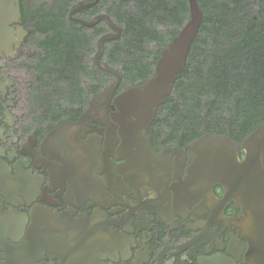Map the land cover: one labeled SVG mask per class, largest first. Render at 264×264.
<instances>
[{"label": "flooded vegetation", "instance_id": "1", "mask_svg": "<svg viewBox=\"0 0 264 264\" xmlns=\"http://www.w3.org/2000/svg\"><path fill=\"white\" fill-rule=\"evenodd\" d=\"M139 1L0 0V264H264V235L250 212L223 184L194 173L198 154L189 145L204 135L187 140L171 131L176 118L167 125L157 113L147 133L157 159L132 153L115 99L156 74L155 42L144 62L150 78L120 84L95 107L111 83L101 86L97 42L117 35L102 55L113 67L106 51L125 28L114 11L138 10ZM183 1L184 27L190 0H175L177 8ZM7 2L20 14L7 12ZM46 12L59 31L39 28ZM178 16L158 15L161 36L180 33ZM65 25L82 27L78 40L88 45L76 55L65 52ZM85 69L94 78L74 82Z\"/></svg>", "mask_w": 264, "mask_h": 264}, {"label": "trees", "instance_id": "2", "mask_svg": "<svg viewBox=\"0 0 264 264\" xmlns=\"http://www.w3.org/2000/svg\"><path fill=\"white\" fill-rule=\"evenodd\" d=\"M200 1L203 21L192 43L186 69L178 75L171 95L157 113L165 118L167 125L176 118L177 127L171 131L187 134V140L218 134L241 142L264 122V0ZM138 4V10L114 11L125 26L123 40L116 41L106 51L123 87L150 78L151 74L144 71V62L154 50L151 43L157 44L159 58V51L172 39L169 35L161 36L158 15L160 20H169L170 16L180 14L176 34L189 15L185 1L178 8L175 0H140ZM39 15V28L48 26V30L59 31L53 14ZM81 28L65 25V36L70 40L66 53L76 55L88 45L78 40L84 35ZM49 45L45 46L47 51H64L60 46L57 48L58 44H51V49ZM94 49L92 44L91 50ZM96 71L101 73V86L113 81V74ZM93 74L85 69V75H74V82H81L83 76L94 78Z\"/></svg>", "mask_w": 264, "mask_h": 264}, {"label": "water", "instance_id": "3", "mask_svg": "<svg viewBox=\"0 0 264 264\" xmlns=\"http://www.w3.org/2000/svg\"><path fill=\"white\" fill-rule=\"evenodd\" d=\"M190 5V20L163 48L156 74L143 85L130 88L115 99L118 108L116 115L126 128L127 141L136 149L132 153L151 160L157 159V154L147 136L148 129L156 118L158 107L171 94L178 75L185 70L192 42L203 21V12L197 0H190ZM6 8L7 12L13 9L17 15L20 14L17 2L15 6L7 2ZM113 26L121 32L119 27ZM116 36L103 35L97 42L96 64L114 76L113 81L95 98V107L99 109L102 103L110 102L122 80L116 69L102 61L105 41ZM71 127L65 125L61 131L70 130ZM189 148L198 154L193 170L199 179L223 184L227 196L250 212L249 221L264 235V122L241 142L229 136L205 134L191 143ZM240 150L245 153L244 159L240 158Z\"/></svg>", "mask_w": 264, "mask_h": 264}, {"label": "bare ground", "instance_id": "4", "mask_svg": "<svg viewBox=\"0 0 264 264\" xmlns=\"http://www.w3.org/2000/svg\"><path fill=\"white\" fill-rule=\"evenodd\" d=\"M97 99H100V98H97Z\"/></svg>", "mask_w": 264, "mask_h": 264}]
</instances>
